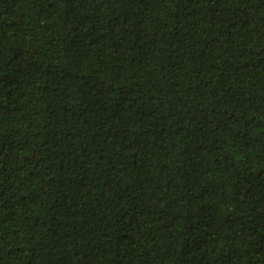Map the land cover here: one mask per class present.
I'll return each mask as SVG.
<instances>
[{
	"label": "trees",
	"instance_id": "obj_1",
	"mask_svg": "<svg viewBox=\"0 0 264 264\" xmlns=\"http://www.w3.org/2000/svg\"><path fill=\"white\" fill-rule=\"evenodd\" d=\"M0 264H264V0H0Z\"/></svg>",
	"mask_w": 264,
	"mask_h": 264
}]
</instances>
